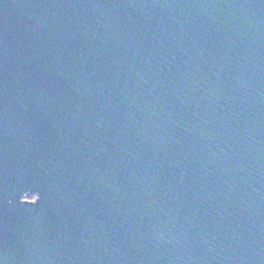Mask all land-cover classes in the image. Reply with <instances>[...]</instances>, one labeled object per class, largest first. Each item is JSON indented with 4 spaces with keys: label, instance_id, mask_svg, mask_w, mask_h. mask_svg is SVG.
<instances>
[{
    "label": "water",
    "instance_id": "water-1",
    "mask_svg": "<svg viewBox=\"0 0 264 264\" xmlns=\"http://www.w3.org/2000/svg\"><path fill=\"white\" fill-rule=\"evenodd\" d=\"M0 264H264V0H0Z\"/></svg>",
    "mask_w": 264,
    "mask_h": 264
},
{
    "label": "rangeland",
    "instance_id": "rangeland-1",
    "mask_svg": "<svg viewBox=\"0 0 264 264\" xmlns=\"http://www.w3.org/2000/svg\"><path fill=\"white\" fill-rule=\"evenodd\" d=\"M27 198H28V199H32V196H28Z\"/></svg>",
    "mask_w": 264,
    "mask_h": 264
}]
</instances>
